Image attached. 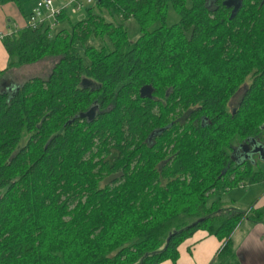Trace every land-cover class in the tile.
I'll return each mask as SVG.
<instances>
[{"label":"trees","instance_id":"trees-1","mask_svg":"<svg viewBox=\"0 0 264 264\" xmlns=\"http://www.w3.org/2000/svg\"><path fill=\"white\" fill-rule=\"evenodd\" d=\"M226 1L95 0L3 38L0 73L58 60L0 91V264L177 263L198 230L223 242L214 264H243L233 234L264 206L227 197L264 184L242 149L264 145V0Z\"/></svg>","mask_w":264,"mask_h":264},{"label":"crops","instance_id":"crops-1","mask_svg":"<svg viewBox=\"0 0 264 264\" xmlns=\"http://www.w3.org/2000/svg\"><path fill=\"white\" fill-rule=\"evenodd\" d=\"M55 2L57 6H63L69 4L70 0H56ZM36 4L37 0L29 10L25 9L23 3L19 4L15 1L0 4V34L25 27L28 16ZM74 5L75 3L69 5L66 10L71 12ZM8 65L9 55L3 40L0 39V71H5ZM9 71L4 72L6 73L4 75H7ZM5 79H0V90L1 83ZM230 195L235 206L239 208L250 209L253 206H264L263 183L253 184L245 191L231 192ZM233 241L243 264H264V222L253 223L244 220L234 232ZM222 243L219 238L210 235L206 230H198L180 245L177 263L166 260L162 264H214L215 255Z\"/></svg>","mask_w":264,"mask_h":264},{"label":"rangeland","instance_id":"rangeland-1","mask_svg":"<svg viewBox=\"0 0 264 264\" xmlns=\"http://www.w3.org/2000/svg\"><path fill=\"white\" fill-rule=\"evenodd\" d=\"M22 1H23V4H24L26 10H29L30 6L33 5L34 3H36V0H22ZM70 15H71V18L73 21H78L83 16L86 15V9L83 8L78 14H73L70 12ZM178 18L179 17L176 14V12L171 10L170 11V18H169L170 21L173 22L174 20H176ZM26 24H27V22H26ZM65 25H66V23L59 24L58 27H56V29H54V33L56 31H58V29H60L61 27L65 26ZM127 27H128L129 34H130L132 39H136L140 35V27H139L138 23L136 22V20L130 19L127 22ZM57 60L58 59L56 57H52V56L46 57V58H44V59H42L36 63H31V64L23 65V66L18 67V68H13V69H11L12 71H9L7 73V75H4L6 73H0V79L6 78L8 81H12V82H14V84L16 83V85L13 84L12 86L9 87L10 92H15L18 88L17 84L20 85V83H24L31 78H34V77H41V78H45V79L48 78V76H50L52 69L54 68ZM246 85H248V84H246ZM245 90H246L245 86L244 87L242 86L241 90H239L237 92V94L231 99L230 106H229L230 111H233L237 107V105H238L239 101L241 100ZM258 167H260L264 170V162L260 161L258 164ZM242 184L243 183H241L239 187H235V188L230 190L229 195L227 197L228 200L232 199L231 195H230L231 192L245 191L251 186V185H248L246 188H243V187H241Z\"/></svg>","mask_w":264,"mask_h":264},{"label":"built area","instance_id":"built-area-1","mask_svg":"<svg viewBox=\"0 0 264 264\" xmlns=\"http://www.w3.org/2000/svg\"><path fill=\"white\" fill-rule=\"evenodd\" d=\"M56 0H37V4L33 9L32 13L28 16L26 26L38 30L43 27L54 31L58 27L59 16L61 13L68 8L69 5L75 3L71 8L72 13H79L85 6L93 4L95 0H70L69 4L63 6H57ZM12 31L8 33H1L0 39L3 40L4 37L11 35ZM244 187V185H241Z\"/></svg>","mask_w":264,"mask_h":264},{"label":"water","instance_id":"water-1","mask_svg":"<svg viewBox=\"0 0 264 264\" xmlns=\"http://www.w3.org/2000/svg\"><path fill=\"white\" fill-rule=\"evenodd\" d=\"M225 4L229 7L234 6V11L237 12L241 8V0H227ZM88 81V80H84ZM91 82V81H90ZM14 83L12 81L8 83H4V87L7 89L12 86ZM16 85V83L14 84ZM19 87V85H17ZM18 89V88H17ZM154 89L152 85H145L141 88V96L144 97H152ZM94 109H91L90 112H93ZM87 114H82L81 116H85ZM243 153L245 154V158L247 159L249 156L253 154H259L261 159L264 160V145L258 142L257 140H253L252 144L244 143L242 144ZM252 150V151H251Z\"/></svg>","mask_w":264,"mask_h":264},{"label":"flooded vegetation","instance_id":"flooded-vegetation-1","mask_svg":"<svg viewBox=\"0 0 264 264\" xmlns=\"http://www.w3.org/2000/svg\"><path fill=\"white\" fill-rule=\"evenodd\" d=\"M8 82H10V81H8V80H4L2 83H1V90L0 91H10L9 90V87L6 89L5 87H4V83H8ZM247 143H249V142H247ZM252 151V150H251Z\"/></svg>","mask_w":264,"mask_h":264}]
</instances>
